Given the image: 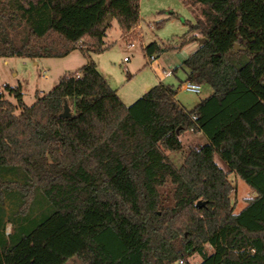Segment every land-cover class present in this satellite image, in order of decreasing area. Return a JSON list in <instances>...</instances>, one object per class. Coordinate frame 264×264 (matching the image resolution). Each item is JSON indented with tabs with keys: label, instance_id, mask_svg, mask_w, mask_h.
Returning a JSON list of instances; mask_svg holds the SVG:
<instances>
[{
	"label": "trees",
	"instance_id": "trees-1",
	"mask_svg": "<svg viewBox=\"0 0 264 264\" xmlns=\"http://www.w3.org/2000/svg\"><path fill=\"white\" fill-rule=\"evenodd\" d=\"M140 1L0 0V56L103 51L110 15L139 40ZM183 1L205 42L180 67L213 89L193 110L162 83L126 106L93 61L32 106L0 91V264H264V0ZM187 132L208 142L178 167ZM231 173L255 193L238 213Z\"/></svg>",
	"mask_w": 264,
	"mask_h": 264
},
{
	"label": "rangeland",
	"instance_id": "rangeland-1",
	"mask_svg": "<svg viewBox=\"0 0 264 264\" xmlns=\"http://www.w3.org/2000/svg\"><path fill=\"white\" fill-rule=\"evenodd\" d=\"M197 11V9L192 11L183 0H141L140 25L133 31L135 35L141 36L139 40L124 39L120 25L114 19L107 30L103 51L86 53L85 50L77 48L65 57L37 59L0 56V91L7 93L6 86L14 89L20 87L23 103L32 106L39 96L53 90L64 75L76 73L93 61L126 106H131L149 89L162 83L173 86L178 91V102L193 110L202 100L213 94L210 85H202L199 94L184 89L188 82L187 74L180 66L205 40L197 33L190 32L191 26L196 24ZM192 35H196L195 41L183 48H171L154 54L155 59L152 61L144 51L145 47L153 42L162 47L169 45L177 47L185 36ZM7 98L17 105L18 101L14 96L7 95ZM181 140L183 149L169 153L171 160L178 167L183 164L186 154L191 149L206 143L204 135L193 132L181 135ZM216 160L228 170L218 156ZM228 179L234 188L231 199L235 212L238 213L246 207L248 199L255 197V193L236 174H229ZM10 230L11 227L8 226L7 232ZM191 259L201 261L198 255ZM66 264L82 262L75 257Z\"/></svg>",
	"mask_w": 264,
	"mask_h": 264
},
{
	"label": "built area",
	"instance_id": "built-area-1",
	"mask_svg": "<svg viewBox=\"0 0 264 264\" xmlns=\"http://www.w3.org/2000/svg\"><path fill=\"white\" fill-rule=\"evenodd\" d=\"M150 58H151V61L153 59H155V58H153V56H151ZM184 89L187 90V91L196 93V94L201 93V86L199 84L192 83V82H189V81L184 85ZM188 263L200 264V262H198L196 260H193V259H182V260H179L176 264H188Z\"/></svg>",
	"mask_w": 264,
	"mask_h": 264
},
{
	"label": "water",
	"instance_id": "water-1",
	"mask_svg": "<svg viewBox=\"0 0 264 264\" xmlns=\"http://www.w3.org/2000/svg\"><path fill=\"white\" fill-rule=\"evenodd\" d=\"M111 21H112V16L110 15V16H109V19H108V21H107V25H106L107 27H108V25L111 23ZM204 42H205V40H204ZM204 42H203V43H204ZM238 49H239V46H236V48H235V52H237ZM72 115H73L72 109L69 107L68 104H66V105H65V111H64V113L62 114V117L65 118V119H67V118H70ZM197 206H198V208H202L203 206H205V203L200 201V202L197 204Z\"/></svg>",
	"mask_w": 264,
	"mask_h": 264
},
{
	"label": "crops",
	"instance_id": "crops-1",
	"mask_svg": "<svg viewBox=\"0 0 264 264\" xmlns=\"http://www.w3.org/2000/svg\"><path fill=\"white\" fill-rule=\"evenodd\" d=\"M204 137H205V136H204ZM205 138H206V137H205ZM207 142H208V140H207V138H206V143H207ZM206 143H205V144H206Z\"/></svg>",
	"mask_w": 264,
	"mask_h": 264
}]
</instances>
